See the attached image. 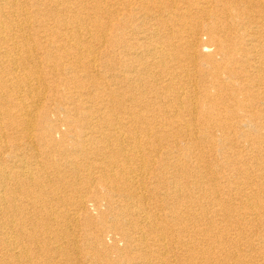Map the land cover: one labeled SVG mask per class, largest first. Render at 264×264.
<instances>
[{
	"label": "bare ground",
	"instance_id": "6f19581e",
	"mask_svg": "<svg viewBox=\"0 0 264 264\" xmlns=\"http://www.w3.org/2000/svg\"><path fill=\"white\" fill-rule=\"evenodd\" d=\"M0 264H264V0H0Z\"/></svg>",
	"mask_w": 264,
	"mask_h": 264
},
{
	"label": "rangeland",
	"instance_id": "374dc122",
	"mask_svg": "<svg viewBox=\"0 0 264 264\" xmlns=\"http://www.w3.org/2000/svg\"><path fill=\"white\" fill-rule=\"evenodd\" d=\"M47 2V1H46ZM46 4H49V2H47ZM46 7H48V6H46ZM156 9H158V7L155 5V3H150L149 4V12L151 11H153V10H156ZM123 18H125V17H123L122 16V14H119V15H116V17H114L113 19H112V21H111V25L112 26H114L113 27V30L115 31V28H116V25L118 24V22L119 21H122L123 22ZM147 20L146 19H141V18H138L132 25L133 26H123L122 27V29H125V30H136V27H137V25L138 24H143L144 23V25L145 26H147ZM202 40H206V36H204V35H201V36H199ZM202 42V41H201ZM201 46H202V43L200 44V46H199V49H198V51H197V56L198 57H200V55L201 54H207V53H211V52H213L214 51V49L213 48H208L207 50H205L204 48L203 49H201ZM121 50H122V48H120L119 50H118V52H121ZM218 57V56H217ZM219 58V57H218ZM220 61V60H219ZM221 62V61H220ZM182 63H185L186 64V67H187V69L189 70V72L190 73H192L193 71H196V75H197V78L199 79V84L196 86L197 87V89H203V86L202 85H205V86H211L212 85V79L211 80H209V78H208V76L207 75H209V73H210V68H211V65L209 64V63H207V62H204V61H201V60H199V62H197L196 64H193V63H189V62H186V61H182ZM117 66V65H116ZM196 69V70H195ZM193 70V71H192ZM225 76V75H224ZM216 104H217V102H216ZM219 106V105H218ZM223 106V105H222ZM220 107L219 106V108H220V112H221V114L222 115H225L226 114V111H225V108H223V107ZM227 111H228V109H227ZM61 127H62V129L65 127L64 125H61ZM220 133H222V132H220ZM219 132H218V136H219V134H220ZM250 163H254L255 165V167H256V162L255 161H249ZM236 167L235 168H238V170L237 171H239V170H241L242 172H246V171H249V169H250V164L247 162V163H245V164H242L241 162H237V164L235 165ZM234 171H236V170H234L233 169V167L231 166V167H229L228 168V172L231 174V176H234L235 175V173H234ZM253 173H255V171L253 172ZM99 189V195L97 196L99 199L98 200H100V199H102L103 197H104V195L106 194L105 193V191L102 189V188H98ZM93 194H91V193H89L88 194V196H92ZM99 202H101V201H99ZM237 203L238 202H233V205H237ZM109 209V205L105 202V201H103V202H101V205H100V210L101 211H105V210H107V211H109L108 210ZM97 213L98 212H95V216H97ZM109 216H110V214H107V217H108V219H110L109 218ZM107 219H104V221H106ZM95 223L98 225V224H100L101 223V220L99 219V217H97V219H96V221H95ZM108 223L109 222H106L105 224H107L108 225ZM114 233L117 235V236H119V234H118V231H115L114 230ZM120 237V236H119ZM118 241H119V244H120V246H123L122 244L124 243L123 241H121V240H119V239H117ZM107 241L108 242H110V240L109 239H107Z\"/></svg>",
	"mask_w": 264,
	"mask_h": 264
}]
</instances>
